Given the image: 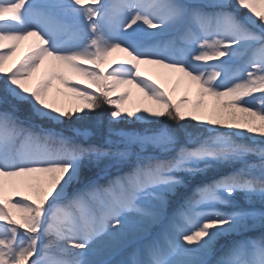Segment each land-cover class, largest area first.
<instances>
[{"label":"snow or ice","instance_id":"snow-or-ice-1","mask_svg":"<svg viewBox=\"0 0 264 264\" xmlns=\"http://www.w3.org/2000/svg\"><path fill=\"white\" fill-rule=\"evenodd\" d=\"M0 264H264V0H0Z\"/></svg>","mask_w":264,"mask_h":264},{"label":"rangeland","instance_id":"rangeland-1","mask_svg":"<svg viewBox=\"0 0 264 264\" xmlns=\"http://www.w3.org/2000/svg\"><path fill=\"white\" fill-rule=\"evenodd\" d=\"M131 31V30H129ZM30 43V41H22L20 43V48L17 52V58L22 55L26 50L27 46ZM27 44V46H26ZM227 60V57H222L221 60L218 61H209L208 64H219L222 61ZM240 61L235 60L231 63L230 67L235 69L239 66ZM85 67H90L89 65H85ZM114 67H121V65L113 62L111 59L107 58L106 62L102 65L103 70L105 71V74L108 71H111ZM143 76L149 77L150 79H154L157 81V83L161 84L166 90L170 92V94L173 97V100H179L181 97H183L185 94H187L189 105L196 103L198 100V97L196 95V86L193 85L190 90L186 92V78L180 79L178 75H175L174 73H169V70H156V71H150L149 73L145 72L143 68H140ZM41 74L43 72V69L40 70ZM170 77V78H169ZM75 79H81L78 77L73 78V82ZM56 88L60 89L61 92L67 93V89H65L62 85L59 84V81H53ZM87 81H83L81 83V87H83L84 84H86ZM176 88L177 90L175 92H172V89ZM91 90V89H90ZM129 91L126 85H119L117 86L116 90L113 93V99H116L118 96H120L122 93ZM68 96H71V93H67ZM247 99V98H246ZM72 103H79V101H72ZM204 103L208 105L209 107L214 103L213 98L211 97H205ZM151 107L153 106V102L148 100L143 93L139 92L131 93V96L125 101L124 107L126 108H135V107ZM97 111L100 113V119L104 122L107 121V113L110 111V108L108 105L104 104L102 108L97 109ZM127 127H132V125H127ZM221 243H224L222 240Z\"/></svg>","mask_w":264,"mask_h":264},{"label":"bare ground","instance_id":"bare-ground-1","mask_svg":"<svg viewBox=\"0 0 264 264\" xmlns=\"http://www.w3.org/2000/svg\"><path fill=\"white\" fill-rule=\"evenodd\" d=\"M26 46H27V44H26ZM108 58L111 59L113 62L116 63V61L125 59L126 57H125V54L123 52L116 51V52L111 53ZM140 68H143L145 70V72H147V73H149L151 70L152 71L163 70V68H160L159 66H156V65H148V64H141L140 65ZM164 70H167V69H164ZM174 74L175 75H178L179 78L182 75L180 73H174ZM126 87L128 88V90L131 93L138 94L140 92L138 89L132 87L131 85H126Z\"/></svg>","mask_w":264,"mask_h":264}]
</instances>
